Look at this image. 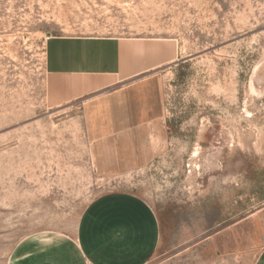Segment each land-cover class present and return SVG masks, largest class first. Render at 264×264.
Returning <instances> with one entry per match:
<instances>
[{"label":"rangeland","instance_id":"374dc122","mask_svg":"<svg viewBox=\"0 0 264 264\" xmlns=\"http://www.w3.org/2000/svg\"><path fill=\"white\" fill-rule=\"evenodd\" d=\"M55 34L173 43L174 60L143 75L163 148L94 157V142L130 129L94 138L79 103L49 106ZM106 194L157 222L140 264H262L264 0H0V264L28 235L74 232Z\"/></svg>","mask_w":264,"mask_h":264},{"label":"crops","instance_id":"0c3cea01","mask_svg":"<svg viewBox=\"0 0 264 264\" xmlns=\"http://www.w3.org/2000/svg\"><path fill=\"white\" fill-rule=\"evenodd\" d=\"M175 54L173 43L159 38L50 35L43 61L47 102L50 107L79 103L85 128L95 131L94 138L102 136L97 131L130 129L94 142L98 159L114 162L126 159L123 152L155 151L163 146L147 123L162 113L163 104L156 83L143 75L174 60ZM140 129L145 131L143 141L131 132ZM156 227L155 219L120 196L106 194L87 206L74 232L21 239L8 264H140L157 243Z\"/></svg>","mask_w":264,"mask_h":264},{"label":"bare ground","instance_id":"6f19581e","mask_svg":"<svg viewBox=\"0 0 264 264\" xmlns=\"http://www.w3.org/2000/svg\"><path fill=\"white\" fill-rule=\"evenodd\" d=\"M134 129L136 128V127H133ZM131 132L133 133V135H135V138L137 139V140H140V141H143V136L145 135V133H143L142 131H141V129H140V131H136V130H131ZM135 133V134H134ZM145 137V136H144ZM145 141V140H144ZM118 148V147H117Z\"/></svg>","mask_w":264,"mask_h":264}]
</instances>
